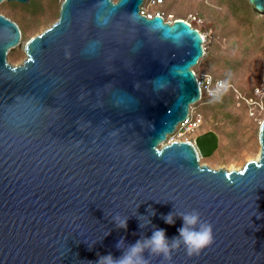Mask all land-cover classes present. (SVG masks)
I'll return each mask as SVG.
<instances>
[{"label": "water", "instance_id": "water-1", "mask_svg": "<svg viewBox=\"0 0 264 264\" xmlns=\"http://www.w3.org/2000/svg\"><path fill=\"white\" fill-rule=\"evenodd\" d=\"M143 2L62 0L18 65L6 57L20 31L0 14V264L118 258L121 237L164 229L171 239L192 210L214 244L198 258L181 249L171 264H264V119L258 156L239 170L199 163L218 148L213 130L194 145L168 142L199 100L203 41L180 19L141 15ZM247 2L264 15V0ZM170 212L172 225L161 218Z\"/></svg>", "mask_w": 264, "mask_h": 264}, {"label": "rangeland", "instance_id": "rangeland-1", "mask_svg": "<svg viewBox=\"0 0 264 264\" xmlns=\"http://www.w3.org/2000/svg\"><path fill=\"white\" fill-rule=\"evenodd\" d=\"M62 0H40L41 11L16 10L27 3L4 0L0 14L16 20L22 31L20 49L7 53L6 61L11 65L20 64L24 58L22 50L25 42L48 28L56 21ZM115 1V0H113ZM36 8V7H34ZM33 8V9H34ZM39 8V9H40ZM148 14L163 11L176 18H184L188 14L200 18L199 23H192L200 30L203 37V48L207 58L200 60V65L192 68L194 73L205 72L213 77L221 78L231 84L243 96H250L256 87H264V15L254 12L242 19L232 14L226 2L209 0L208 4L193 0H165L163 5H144ZM263 24V26L261 25ZM227 59L231 69L209 68L208 63L214 60ZM222 65L224 63L222 62ZM225 78V79H224ZM198 103V102H197ZM198 109V108H197ZM203 122L197 134L213 130L219 137L217 150L209 158H200L199 163L211 169L239 170L245 162L256 159L259 153L258 130L264 119V111L256 119L247 115L243 106L236 107L231 96V103L221 107L206 108L202 111ZM177 132L169 139H182Z\"/></svg>", "mask_w": 264, "mask_h": 264}, {"label": "clouds", "instance_id": "clouds-1", "mask_svg": "<svg viewBox=\"0 0 264 264\" xmlns=\"http://www.w3.org/2000/svg\"><path fill=\"white\" fill-rule=\"evenodd\" d=\"M152 215L155 213L153 212ZM178 217L183 221L182 226L177 229L178 236L169 239L164 229H155L150 237H141L134 244H125L124 238L121 237L115 247L121 250L122 254L118 258H114L111 253L98 255L96 264H153L157 258L159 264H171L174 254L181 249L187 258L200 257L201 253L214 244L212 224L203 220L197 210L181 212ZM161 218L168 225L174 224L172 212ZM127 221L128 219L119 215L112 217L117 229L127 231ZM149 223L150 221L147 222ZM146 225L139 224V227L142 229Z\"/></svg>", "mask_w": 264, "mask_h": 264}, {"label": "built area", "instance_id": "built-area-1", "mask_svg": "<svg viewBox=\"0 0 264 264\" xmlns=\"http://www.w3.org/2000/svg\"><path fill=\"white\" fill-rule=\"evenodd\" d=\"M195 2H200L203 4H208L209 0H193ZM165 0H144L142 6L140 7V14L145 15L147 18H151L152 16H160L164 22L172 23L175 19H180L191 26V23H199L201 20L196 15L188 14L184 18H176L172 14H165L163 11H157L154 14H148L144 10V5L149 4L152 6H160L163 5ZM198 31V30H197ZM202 37V36H201ZM203 41V37H202ZM196 84L199 89V100L202 98L213 99L221 96L224 92H230L233 102L236 107L243 106L246 109L247 115L252 119H256L259 115H261L264 111V87H256L250 96H243L240 92H238L231 84L225 83L221 79H217L212 77L210 74L205 72L194 73ZM203 122V117L200 112L193 105L189 106L188 114L186 118L179 123L174 133H178V137H182V139H169L170 141H186L193 144V139L197 135V131ZM173 133V134H174ZM172 136V135H171Z\"/></svg>", "mask_w": 264, "mask_h": 264}, {"label": "trees", "instance_id": "trees-1", "mask_svg": "<svg viewBox=\"0 0 264 264\" xmlns=\"http://www.w3.org/2000/svg\"><path fill=\"white\" fill-rule=\"evenodd\" d=\"M217 1H220L222 3L226 2V4L228 5V8L232 12V14H234V15L238 14V16L241 14L242 19L245 18L246 16L248 17L249 16L248 14L253 12L251 10L247 0H217ZM39 2H40V0H29V2L26 4V6H18L16 8V10H22V11L26 10V12H28L27 10H31V9L37 10L38 9V11H41V8L39 6ZM34 7H36V8H34ZM0 8H2V4H0ZM57 16H58V14H57ZM9 19H11V18H9ZM11 20L13 22H15L16 25L18 26V29L20 31V40H21L23 37L21 28H20L19 24L16 22V20H14V19H11ZM261 25L263 26L262 23H261ZM191 26L194 28L192 23H191ZM198 32L200 34H202V32L200 30H198ZM207 56H208L207 51H206V49H204V55L202 57V60L207 58ZM202 60H201V62H202ZM219 61H221V60H219V59L214 60L213 62L208 63L207 66L209 68H212V67H217V65L219 66V64H220V66H222V68H225V69H231L232 68L231 65L228 63L229 61L227 59L224 58V61H222L224 63V65H222V62L219 63ZM197 65H200V60L197 63ZM214 78L221 79V78L216 77V76ZM229 103H231V94H230V92H224L221 96L213 98V99L202 98L198 103L194 104L193 106L196 107V109L198 108L197 109L198 112L202 113V111L205 110L206 108H212L213 106L221 107V106L227 105Z\"/></svg>", "mask_w": 264, "mask_h": 264}]
</instances>
